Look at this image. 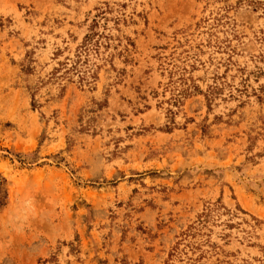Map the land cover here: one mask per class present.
Listing matches in <instances>:
<instances>
[{"label":"rangeland","instance_id":"rangeland-1","mask_svg":"<svg viewBox=\"0 0 264 264\" xmlns=\"http://www.w3.org/2000/svg\"><path fill=\"white\" fill-rule=\"evenodd\" d=\"M0 264H264V0H0Z\"/></svg>","mask_w":264,"mask_h":264}]
</instances>
